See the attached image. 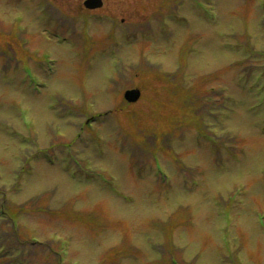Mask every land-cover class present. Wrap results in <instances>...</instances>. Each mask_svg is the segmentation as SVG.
Returning a JSON list of instances; mask_svg holds the SVG:
<instances>
[{
  "label": "rangeland",
  "instance_id": "obj_1",
  "mask_svg": "<svg viewBox=\"0 0 264 264\" xmlns=\"http://www.w3.org/2000/svg\"><path fill=\"white\" fill-rule=\"evenodd\" d=\"M51 1L0 0V264H264V0Z\"/></svg>",
  "mask_w": 264,
  "mask_h": 264
},
{
  "label": "water",
  "instance_id": "obj_2",
  "mask_svg": "<svg viewBox=\"0 0 264 264\" xmlns=\"http://www.w3.org/2000/svg\"><path fill=\"white\" fill-rule=\"evenodd\" d=\"M102 0H87L85 5L89 8H98L102 6ZM125 97L128 101L134 102L140 97L138 90H129L126 92Z\"/></svg>",
  "mask_w": 264,
  "mask_h": 264
},
{
  "label": "trees",
  "instance_id": "obj_3",
  "mask_svg": "<svg viewBox=\"0 0 264 264\" xmlns=\"http://www.w3.org/2000/svg\"><path fill=\"white\" fill-rule=\"evenodd\" d=\"M37 241H38V240H37ZM37 241H36V242H37ZM58 255H59V253H58ZM60 258H61V256H60ZM19 262H21V263H22L23 261H19Z\"/></svg>",
  "mask_w": 264,
  "mask_h": 264
}]
</instances>
